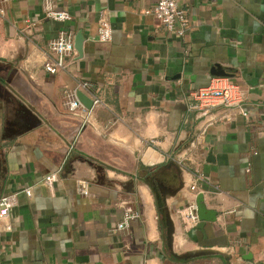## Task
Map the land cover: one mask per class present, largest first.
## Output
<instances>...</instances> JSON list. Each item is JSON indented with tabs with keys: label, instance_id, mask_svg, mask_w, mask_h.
<instances>
[{
	"label": "crops",
	"instance_id": "crops-1",
	"mask_svg": "<svg viewBox=\"0 0 264 264\" xmlns=\"http://www.w3.org/2000/svg\"><path fill=\"white\" fill-rule=\"evenodd\" d=\"M156 1L0 0V197L19 199L0 264H264V0H178L184 35L146 12ZM78 31L82 56L45 71L51 41ZM216 78L245 100L201 133L191 93ZM79 90L100 103L70 112ZM194 180L216 218L184 230Z\"/></svg>",
	"mask_w": 264,
	"mask_h": 264
},
{
	"label": "built area",
	"instance_id": "built-area-1",
	"mask_svg": "<svg viewBox=\"0 0 264 264\" xmlns=\"http://www.w3.org/2000/svg\"><path fill=\"white\" fill-rule=\"evenodd\" d=\"M2 12L3 9L0 6V13ZM146 12L157 18L168 30L175 31L179 35H184L186 33L188 26L187 14L186 10L179 5L178 0H157L150 9L146 10ZM45 15L46 17L61 21L70 18L68 12L55 9L51 5L47 7ZM96 39L99 42H109L112 39L111 23L105 11L100 13ZM49 48L55 53L56 57L53 60L46 59L43 63V69L51 74L65 69L68 64V57L70 58L71 55L76 52L72 38L64 32L60 33L57 38L51 41ZM214 80L215 81L207 86L200 87L191 93V97L194 100L192 108L196 111L201 133H203L210 125L217 122L227 123L232 117V109L239 107L245 100V93L240 85L228 81L223 82L220 78ZM79 86L81 89H89L91 84L84 81L80 83ZM99 103L100 100L98 98L93 99L94 105ZM81 104L82 103L75 93L68 95L67 105L70 112L75 113ZM240 112L244 116L248 115L245 111ZM192 145L195 147V143H192ZM57 173V170L49 171L43 176V180L48 186L53 185L57 178ZM200 178V176H197L196 180ZM79 183L84 187L82 192L87 193L85 189V181L79 180ZM189 190L193 195H196L199 192L195 180L189 186ZM23 191L27 196H31L30 187L24 188ZM18 200L17 192H11L0 197V234L11 229L10 221L7 219L8 213L18 205ZM137 216L138 213L135 211L128 209L125 210L121 221L116 225V229H126L129 226L130 221ZM179 217L184 230H190L197 226L199 218L194 199L189 201L179 210Z\"/></svg>",
	"mask_w": 264,
	"mask_h": 264
},
{
	"label": "water",
	"instance_id": "water-1",
	"mask_svg": "<svg viewBox=\"0 0 264 264\" xmlns=\"http://www.w3.org/2000/svg\"><path fill=\"white\" fill-rule=\"evenodd\" d=\"M83 41L84 36L82 34V31H78L74 38V49L78 54V57H81L83 54ZM217 67V66H216ZM214 67V70L212 73L218 75V76H228V73L224 69H219L218 67ZM77 97L80 100V102L87 108H91L93 104V100L88 97L85 93L82 91H77ZM195 203L197 207V215L199 218L198 227L201 228L204 225L205 221H214L216 218V213L213 210L207 209L204 201H203V194L199 193L196 195Z\"/></svg>",
	"mask_w": 264,
	"mask_h": 264
}]
</instances>
